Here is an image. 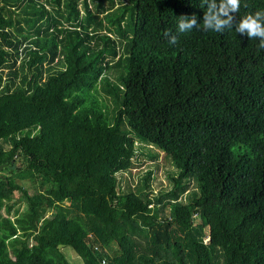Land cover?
I'll list each match as a JSON object with an SVG mask.
<instances>
[{"label":"trees","instance_id":"trees-1","mask_svg":"<svg viewBox=\"0 0 264 264\" xmlns=\"http://www.w3.org/2000/svg\"><path fill=\"white\" fill-rule=\"evenodd\" d=\"M206 11L0 0V264H70L65 247L83 264H264V48L204 31ZM193 15L201 28L180 33ZM161 153L175 171L153 196ZM142 158L154 167L122 190Z\"/></svg>","mask_w":264,"mask_h":264},{"label":"clouds","instance_id":"clouds-1","mask_svg":"<svg viewBox=\"0 0 264 264\" xmlns=\"http://www.w3.org/2000/svg\"><path fill=\"white\" fill-rule=\"evenodd\" d=\"M202 3L207 5V11L204 14V23L202 28L204 31L224 32L235 27L237 33L247 35L250 39L258 38L260 47L264 48V11H257L254 15L249 14L236 23V18L232 13H237L241 6L242 0H202ZM247 7V3L243 4ZM226 17V19L222 18ZM195 15L181 16L179 18L178 31L180 33L190 32L193 29H200L201 25L197 24ZM166 35H169L166 33ZM171 44L177 43V37L171 36Z\"/></svg>","mask_w":264,"mask_h":264},{"label":"rangeland","instance_id":"rangeland-1","mask_svg":"<svg viewBox=\"0 0 264 264\" xmlns=\"http://www.w3.org/2000/svg\"><path fill=\"white\" fill-rule=\"evenodd\" d=\"M44 1H41V3ZM14 10V18L19 17L21 18V14L18 12V10ZM95 98L98 101H102L105 106L109 109V115L113 116L115 112L117 111V108L112 104L109 97L106 96V94L99 90L96 95H94ZM134 168H132V171L127 175L125 173H118L116 175L117 179H123L122 185H120L122 190H126L127 188L136 191V189L140 186L141 182V174L144 170H147L148 168L154 167L155 162L148 158H142L141 161L135 162ZM158 167L154 168V174H153V181H152V194L153 196H156L161 188H164L168 186V182L165 179V174L167 172H174L175 168L171 164V161L165 157L162 153L159 156V159L157 160ZM139 175V178H138ZM22 186L24 188H29L28 183H23ZM137 186V187H136ZM161 187V188H160ZM32 190V189H29ZM196 185L193 179L189 180V188H188V195H184V197L181 199V202H184L185 198L191 196L192 194L196 193ZM30 195H33V191H29ZM13 199L18 202L17 208L19 212H24L27 209L26 202L23 199H19L17 196H14ZM64 255L66 259L70 262V264H83L82 260L79 258V256L74 252V250L70 247L63 248Z\"/></svg>","mask_w":264,"mask_h":264},{"label":"built area","instance_id":"built-area-1","mask_svg":"<svg viewBox=\"0 0 264 264\" xmlns=\"http://www.w3.org/2000/svg\"><path fill=\"white\" fill-rule=\"evenodd\" d=\"M122 173H125V175H127L128 172H122Z\"/></svg>","mask_w":264,"mask_h":264},{"label":"water","instance_id":"water-1","mask_svg":"<svg viewBox=\"0 0 264 264\" xmlns=\"http://www.w3.org/2000/svg\"><path fill=\"white\" fill-rule=\"evenodd\" d=\"M13 168H14V166H13ZM0 170H1V167H0Z\"/></svg>","mask_w":264,"mask_h":264}]
</instances>
